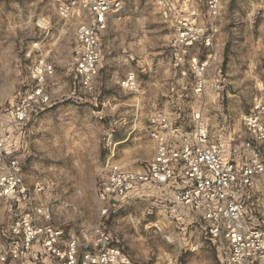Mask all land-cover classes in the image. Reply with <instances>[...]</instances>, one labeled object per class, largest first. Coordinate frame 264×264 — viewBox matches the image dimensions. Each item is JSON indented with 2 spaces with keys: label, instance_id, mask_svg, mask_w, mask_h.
<instances>
[{
  "label": "rangeland",
  "instance_id": "rangeland-1",
  "mask_svg": "<svg viewBox=\"0 0 264 264\" xmlns=\"http://www.w3.org/2000/svg\"><path fill=\"white\" fill-rule=\"evenodd\" d=\"M198 22L215 24V57L204 94L176 66L172 31L156 0H127L104 34L105 58L92 90L75 79L77 34L82 19L64 20L54 0H0V136L15 133L14 153L26 181L51 187L54 223L77 234L99 220L97 188L108 165L131 170L154 156L148 120L165 112L189 128L203 114L212 136L229 156L244 140V117L264 102V0H221L215 18L210 0H184ZM55 64L49 92L52 105L20 134L13 110L31 85L26 55L35 44ZM130 75L135 89L123 86ZM221 80L222 87L215 84ZM157 190L113 206L111 232L134 264L178 258L180 264H221L203 225L186 209L168 203ZM0 199V233L14 221Z\"/></svg>",
  "mask_w": 264,
  "mask_h": 264
},
{
  "label": "built area",
  "instance_id": "built-area-1",
  "mask_svg": "<svg viewBox=\"0 0 264 264\" xmlns=\"http://www.w3.org/2000/svg\"><path fill=\"white\" fill-rule=\"evenodd\" d=\"M127 0H54L64 20L82 19L77 34L73 74L92 90L105 58L104 34ZM221 0H210L215 18ZM161 16L172 31L176 66L183 77H192L198 95L206 92L215 57L218 27L198 22L197 12L184 10V0H156ZM31 85L13 110V121L22 134L34 117L52 105L49 92L56 66L35 44L26 55ZM218 80L216 88L222 87ZM123 86L135 89L130 75ZM244 117V140L230 141L227 156L222 143L209 131L203 114L193 115L189 128L165 112L148 120L154 146L151 162L140 170L109 164L98 185L102 204L99 220L77 234L54 223L51 187L43 181H26L24 165L16 156L15 133L0 136V199L9 204L15 219L0 233V264H134L108 225L113 206L131 196L157 190L168 203L188 210L204 227L217 247L221 264H264V102ZM153 264H180L162 257Z\"/></svg>",
  "mask_w": 264,
  "mask_h": 264
},
{
  "label": "crops",
  "instance_id": "crops-1",
  "mask_svg": "<svg viewBox=\"0 0 264 264\" xmlns=\"http://www.w3.org/2000/svg\"><path fill=\"white\" fill-rule=\"evenodd\" d=\"M112 24H113V22L110 24V27H109V29L111 28ZM105 50H106V46H105ZM105 54H106V53H105Z\"/></svg>",
  "mask_w": 264,
  "mask_h": 264
}]
</instances>
